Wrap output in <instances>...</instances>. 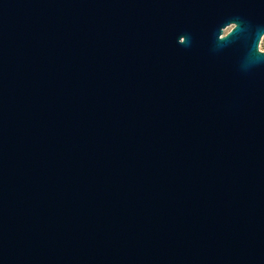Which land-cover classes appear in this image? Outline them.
<instances>
[{"label":"water","instance_id":"water-1","mask_svg":"<svg viewBox=\"0 0 264 264\" xmlns=\"http://www.w3.org/2000/svg\"><path fill=\"white\" fill-rule=\"evenodd\" d=\"M263 36L264 0H0V264H264Z\"/></svg>","mask_w":264,"mask_h":264},{"label":"clouds","instance_id":"clouds-1","mask_svg":"<svg viewBox=\"0 0 264 264\" xmlns=\"http://www.w3.org/2000/svg\"><path fill=\"white\" fill-rule=\"evenodd\" d=\"M234 27H235V25H232V26L226 28L225 31H224V35L227 36L228 33L232 32V30H233ZM259 51H260L261 53H264V37H262V38L260 39V43H259Z\"/></svg>","mask_w":264,"mask_h":264},{"label":"rangeland","instance_id":"rangeland-1","mask_svg":"<svg viewBox=\"0 0 264 264\" xmlns=\"http://www.w3.org/2000/svg\"><path fill=\"white\" fill-rule=\"evenodd\" d=\"M264 37V36H263Z\"/></svg>","mask_w":264,"mask_h":264}]
</instances>
